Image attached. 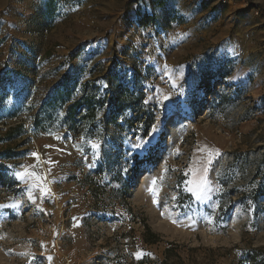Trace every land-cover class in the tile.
Wrapping results in <instances>:
<instances>
[{"label": "rangeland", "instance_id": "rangeland-1", "mask_svg": "<svg viewBox=\"0 0 264 264\" xmlns=\"http://www.w3.org/2000/svg\"><path fill=\"white\" fill-rule=\"evenodd\" d=\"M55 1L52 24L50 0H0V264L264 259V0H174L157 39L128 0ZM99 62L132 105L92 142H44L46 89Z\"/></svg>", "mask_w": 264, "mask_h": 264}, {"label": "trees", "instance_id": "trees-1", "mask_svg": "<svg viewBox=\"0 0 264 264\" xmlns=\"http://www.w3.org/2000/svg\"><path fill=\"white\" fill-rule=\"evenodd\" d=\"M50 1L48 3L50 9L47 8L45 16L47 18L51 17L49 19L52 20L56 1ZM173 17H170V21L173 20ZM110 72V70L107 71V74L102 77L103 80L99 82L98 78L81 82V75H64L59 84L54 87L52 95L40 107V111L45 113L44 117H39V112L34 116L35 128H41L49 132L51 129L50 126H46V123H52L53 114L58 112L55 107L56 104L65 100L70 101V104L66 109L64 125L75 135L84 138L94 137L98 128L105 129L114 124L119 114L132 105V96L128 95L127 91H123L121 86L114 84L112 80L114 76H111ZM102 83L107 85L105 90H101ZM202 84L204 89L208 91L209 87L205 79L202 80ZM17 129L19 130L18 136L24 134L22 125H19ZM5 169V165L0 162V183L3 184L8 183ZM145 228L144 242L150 245L154 244L159 236L153 233L147 225ZM250 260L251 264H264V259L258 260L255 256L251 257Z\"/></svg>", "mask_w": 264, "mask_h": 264}, {"label": "crops", "instance_id": "crops-1", "mask_svg": "<svg viewBox=\"0 0 264 264\" xmlns=\"http://www.w3.org/2000/svg\"><path fill=\"white\" fill-rule=\"evenodd\" d=\"M90 0H61L60 4L64 9L70 6H80L82 4L87 3ZM175 2L174 0H128L126 6L124 7L125 18L132 22L133 26L140 27L145 30L150 36L155 39L161 37L165 32L164 24L162 23V19L166 13V7L172 5ZM111 7V2L108 5ZM169 9V8H167ZM58 14V13H56ZM57 17V16H56ZM56 17H53V22H55ZM76 58H79V52L76 55ZM81 67L83 65H80ZM102 66V63H98L97 68ZM103 72L99 74H94V70L86 73L87 76H82L81 82H85L88 80L96 79L98 76V82L103 80L102 77L109 70L106 66H102ZM87 70L86 68H84ZM93 73V74H92ZM85 74V75H86ZM83 75V74H82ZM61 76L57 78L45 91L44 95L40 99L37 104V108L35 110V115L39 112V117H44L45 113L40 111V107L46 102V100L52 95L54 87L59 84ZM59 80V81H58ZM104 86V83L101 85V89ZM70 104V101L65 100L62 103L56 104V108L58 112H55L52 116V123L47 124L46 126H50V131L47 132L41 128H35L34 123H32V130H34L36 134H40L44 142L48 141L50 137L55 138L54 140H50L51 143L60 145L61 147H68L71 145L73 148H76L79 144H87L95 140L94 137L84 138L82 136L75 135L73 132L69 131L64 125V119L66 116L67 106ZM58 105V106H57ZM34 115V116H35Z\"/></svg>", "mask_w": 264, "mask_h": 264}, {"label": "snow or ice", "instance_id": "snow-or-ice-1", "mask_svg": "<svg viewBox=\"0 0 264 264\" xmlns=\"http://www.w3.org/2000/svg\"><path fill=\"white\" fill-rule=\"evenodd\" d=\"M137 147L139 148V147H141V145H137ZM32 155L35 157L36 153H33Z\"/></svg>", "mask_w": 264, "mask_h": 264}]
</instances>
